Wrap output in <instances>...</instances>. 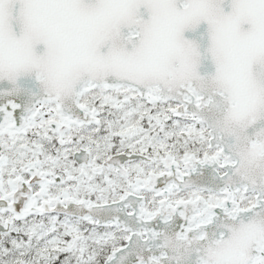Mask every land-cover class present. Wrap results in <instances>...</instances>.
Returning <instances> with one entry per match:
<instances>
[{
	"label": "snow or ice",
	"instance_id": "snow-or-ice-1",
	"mask_svg": "<svg viewBox=\"0 0 264 264\" xmlns=\"http://www.w3.org/2000/svg\"><path fill=\"white\" fill-rule=\"evenodd\" d=\"M0 264H264V0H0Z\"/></svg>",
	"mask_w": 264,
	"mask_h": 264
}]
</instances>
